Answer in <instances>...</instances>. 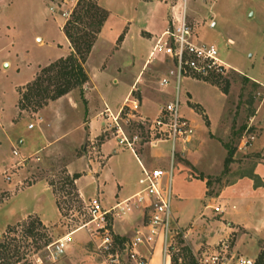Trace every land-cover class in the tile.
I'll list each match as a JSON object with an SVG mask.
<instances>
[{"label": "rangeland", "instance_id": "1", "mask_svg": "<svg viewBox=\"0 0 264 264\" xmlns=\"http://www.w3.org/2000/svg\"><path fill=\"white\" fill-rule=\"evenodd\" d=\"M187 1L188 21L197 38L215 44L222 59L234 68L226 76L184 79L182 83V111L194 119L198 138L195 135L187 147L178 148L173 170V211L177 220L185 223L197 214L201 196L206 199L204 203L211 201L212 207L197 222L183 228L187 237L184 233L174 235L172 264H198L192 248L201 255L223 244L256 264L264 240L243 225L219 240L216 236L223 233L228 208L213 198L245 175L255 187L263 185L255 171L264 165V87L258 83L264 84V0ZM184 3L0 0V244L4 247L0 264H85L87 256L98 253L112 260L111 264H136L130 250L134 231L123 239L113 232L109 215L110 243L105 244L103 231L96 230L97 224L89 215L90 201L100 196L96 175L88 174L93 169L90 160L98 173L107 161L104 176H123L130 192L136 189L139 169L132 149L120 145L107 126L98 136L90 135L89 101L94 110H100L107 100L116 112L127 94L126 98L139 101L142 113V100L159 94V111L152 106L150 113L152 118L159 114L169 100L161 94L159 82L174 65L162 53L151 61L150 53L159 37L172 28L173 16L181 13ZM64 12H71L69 19L63 17ZM210 18L216 20L215 28H210ZM66 23L76 38L93 39L94 44L82 60L87 75L83 85H73L66 94L52 98L59 85L67 83V77L59 76V68L44 75L43 69L76 54L70 40L67 43ZM66 46L70 49L68 55L60 57ZM149 60L141 84L130 88L132 75ZM41 74V91H31L30 86ZM189 93L207 108L209 116L201 104H188ZM24 94L30 95L31 101ZM126 98L123 105L131 103ZM209 117L215 124L213 128ZM120 123L128 134L144 130L138 120ZM112 138L116 152L105 160L100 146ZM15 149L19 156L13 154L11 159ZM171 149V142L165 141L156 146H137V153L150 160L148 168L169 170ZM82 156L91 168L84 164L78 165L80 172L70 169L69 165ZM76 173L83 176L82 180L73 179ZM252 195V190L246 191L243 197ZM106 202L107 208L114 205ZM260 203L250 214L253 223L259 216L264 220V202ZM131 215L136 216L135 229L141 227L142 213L133 211ZM89 234H94L97 244ZM65 237L70 238L65 251L56 254V244Z\"/></svg>", "mask_w": 264, "mask_h": 264}, {"label": "built area", "instance_id": "2", "mask_svg": "<svg viewBox=\"0 0 264 264\" xmlns=\"http://www.w3.org/2000/svg\"><path fill=\"white\" fill-rule=\"evenodd\" d=\"M187 0L180 14L173 16V26L165 31L150 53L154 61L158 53H162L173 65L167 71L159 84L162 90L172 87V98L160 109L155 117H148L139 111V101L135 98L127 101L115 114L107 107L101 114L103 124L111 131L112 137L120 145L126 146L138 155L137 146H156L160 142H171L172 156L170 169L142 167L139 180L142 188L133 196L111 207H105L100 197H95L88 206L92 222L97 224V231H103L104 243H110V222L112 218L124 217L133 211L142 213V229L130 243L131 258L136 264H147L140 258L141 245H155L158 240L163 242L165 254L171 257L173 238L175 234L183 233L179 221L173 211V170L178 148L187 147L196 135V124L183 113L182 83L184 79L206 80L211 77L226 76L234 67L226 63L215 44L200 41L188 21ZM51 11H55L51 7ZM71 12H64L63 17L69 19ZM210 28L217 26L216 20L210 18ZM229 44H232L230 40ZM148 62H151V61ZM126 101V102H127ZM126 108H128L126 112ZM139 111V112H138ZM124 115L126 118H124ZM138 120L144 130L128 134L120 123ZM34 124L30 128H34ZM180 151V150H179ZM19 156L18 150H13ZM10 179V177H9ZM217 211H221L219 207ZM86 227V225L84 226ZM69 237L60 240L55 247V253H63ZM198 264H255L252 258L228 249V245L215 250L207 249L201 255L194 253Z\"/></svg>", "mask_w": 264, "mask_h": 264}, {"label": "crops", "instance_id": "3", "mask_svg": "<svg viewBox=\"0 0 264 264\" xmlns=\"http://www.w3.org/2000/svg\"><path fill=\"white\" fill-rule=\"evenodd\" d=\"M66 38H67V36H66ZM67 43L70 44L68 38H67ZM126 43H127V38L125 39L122 48L125 47ZM69 51H70V49H68V47L66 46V49H64V52L60 57L68 55ZM91 57H92V55H91ZM149 63L150 62L147 61V63H145V66L139 70L138 74L132 75V77H131L132 82H130V84H129L130 88L135 89L139 84H141L142 75L144 74L145 68H147ZM93 73H95V72L93 71ZM258 83H260L264 87V84L261 81H258ZM96 87H97V89H99L98 86H96ZM162 92L163 93H161V94H165L170 100L172 98L173 88L168 87V88L162 90ZM189 94L191 95V98L186 100L188 102V104L189 105H190V103L191 104H201L206 109V113L209 116V112H208L207 108L202 103H200L198 100H196L191 93H189ZM126 95L123 98V100L119 103V104H121V106L123 105L122 102L125 100ZM87 96H90V93L87 94ZM158 98H159V94L154 99L149 100V98H147V99L144 98V100H142V102H141L143 104L142 105V113L144 115L150 116V117L152 116L150 113L153 111V107L157 108V106H158L157 99ZM169 100H167V102ZM92 103L93 102L89 101L90 110H89V117H88L89 120L87 122V125L89 126L88 131H89L90 135L92 137H94V136H98L99 134H101V131H102L103 127L105 126L103 124L104 120H103V116L101 114L105 110V108L109 107L111 109V111L116 114L119 111L121 106L118 107V109H117L118 111L114 112L113 108H111L109 106V102L107 100H105L103 105H102V108L100 110H94L92 108ZM105 106H107V107H105ZM191 110L194 114H196V115L198 114L195 111V109H191ZM157 111H159L158 108H157ZM190 119L192 120V118H190ZM209 120L211 122L210 127L213 128L215 124H214L213 120L210 119V117H209ZM193 121H194V119H193ZM194 123H195V121H194ZM79 128H77V129H79ZM197 128H198V126H197ZM197 138H198V135H196V139ZM114 142H115V140L112 138L110 140L104 141L101 144V146H100V150H101L100 152L101 153L100 154H101V157L104 158L105 160H108V158H110L112 156V152L113 153L116 152V150L114 148L115 147ZM12 155H13V151H12ZM133 155H134L136 164L138 165V168H139L138 169V179H137V182L135 185L136 189L133 192H130L129 190L126 189V182H125L123 176L121 178L115 177V176L110 177L106 173L105 174L107 177L104 176L105 166L107 165V161H106L105 165L103 166V168H101L99 173H98V169L95 167L96 165L93 164V160H90V164L93 166V169H89L88 174H90L91 176L96 175L97 189L100 190L99 191L100 196H99V194H97V195L101 198L104 206H105L106 200H109V202L112 201L115 205V204L122 202L125 199L133 196L134 194H136L141 189L139 180L142 176V167L143 166L148 167L147 164H149L150 160L149 161L146 160L145 158L139 156V154L137 155V154L133 153ZM10 158L14 159V155L10 156ZM84 164L89 165L86 157L85 156L78 157L69 165V168L74 169L76 172H80V170H78V168L80 166L78 167V165L84 166ZM89 167H90V165H89ZM93 172H97L98 174H93ZM255 172L260 174V176L262 177V182H263L262 187L261 186L255 187L252 179L249 176L245 175L244 177H240L237 180H235V183L226 187L220 193V195L217 198H213V200H219L223 205H225L228 208L227 211L225 212V216H224L228 221L225 224H223V227H222L223 233H220L216 236L219 238V240H222L223 238L229 236L231 233L235 232V230L237 229L236 228L237 225H239V226L243 225L244 228L250 227L251 230H253L254 232H257L256 234H258L259 237L264 240V220H261V216H259V220L256 223H253L252 220L249 219L250 214L254 211V208L257 207V205H260L261 204L260 202H262V203L264 202V165L257 167ZM82 178H83V176L80 178V180H82ZM200 182L205 183L202 180H200ZM251 190L253 191L252 197L244 198L243 197L244 193L246 191H251ZM205 200L206 199L202 198V196L199 198L198 212L191 220H189L185 223H181L179 221V225L181 226L183 233L186 235V237H187V232H184L183 228H187V226H189L190 224L197 222L201 218V216L210 212L209 209L212 207V202L207 201V203H204ZM243 203L245 206L241 207L240 205ZM202 204H203V206H202ZM105 207H107V206H105ZM220 209H222V208H220ZM233 210H235V211H233ZM262 215H264V212L262 213ZM123 219H125L126 221H123ZM135 225H136V216H134V215L132 216L131 214H127L124 217H118L117 216V217L113 218V223H112L113 232H116V234L120 235L123 239H125V237H127L131 231H134V233H135V236L132 239V241L136 238L138 231L140 229H142L143 225L141 227H137L136 229H135ZM188 232L190 233V232H192V230L190 229V230H188ZM89 236H90L92 242L97 244L95 237H94V234H89ZM192 250H193V253H197L195 248H192ZM96 251L100 252L99 249H96ZM139 253H140V258H142L145 262H147V264H172V257H169L165 254L163 242L161 240L160 241L158 240V242L155 245H146V244L141 245L139 247ZM91 254H94V253L92 252ZM98 255L101 258L98 257ZM110 261L112 262V260L107 259V257L102 256L99 253L95 256L89 255L85 259V262L88 264H111Z\"/></svg>", "mask_w": 264, "mask_h": 264}, {"label": "trees", "instance_id": "4", "mask_svg": "<svg viewBox=\"0 0 264 264\" xmlns=\"http://www.w3.org/2000/svg\"><path fill=\"white\" fill-rule=\"evenodd\" d=\"M80 4V3H79ZM94 9L96 6H93ZM97 9V8H96ZM99 10V9H97ZM104 17H102L103 19ZM97 26L101 27L102 26V20L97 24ZM68 23L64 26V29H66L65 33L70 40L71 44L73 45V48L76 52V54H72L70 57L67 59L61 60L60 62H57L55 64L50 65L48 68L43 69V75L54 70L55 68H59V76L62 77H67V83L65 82L64 85H59L57 88L56 94L52 98H58L64 94H66L72 87L74 86H79L83 85V82L86 80L87 75L84 70V67L82 65V60H85L87 58V55L90 53L94 40H82L80 38H76L71 31L67 28ZM42 74L37 78V81L34 83L35 85H31L32 87L31 91H36L39 93V90L41 88L40 84L42 83ZM35 87V88H34ZM34 88V89H33ZM39 89V90H38ZM41 91V90H40ZM24 98L27 100L31 101V96L30 95H25ZM23 104L21 103V106ZM230 154L232 155L233 152L230 150ZM231 157H229L230 159ZM228 159V160H229ZM80 178V174L76 173L73 175V179L76 180ZM3 245L0 244V253L3 249ZM187 253L189 252V249L185 247L184 249ZM256 264H264V249L261 253V255L258 257V260Z\"/></svg>", "mask_w": 264, "mask_h": 264}, {"label": "water", "instance_id": "5", "mask_svg": "<svg viewBox=\"0 0 264 264\" xmlns=\"http://www.w3.org/2000/svg\"><path fill=\"white\" fill-rule=\"evenodd\" d=\"M6 66H7V64H6Z\"/></svg>", "mask_w": 264, "mask_h": 264}]
</instances>
